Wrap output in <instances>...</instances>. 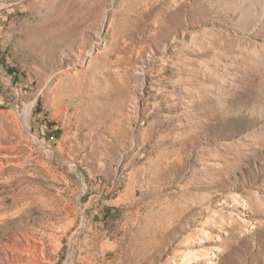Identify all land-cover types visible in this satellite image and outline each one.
Wrapping results in <instances>:
<instances>
[{"label":"rangeland","instance_id":"obj_1","mask_svg":"<svg viewBox=\"0 0 264 264\" xmlns=\"http://www.w3.org/2000/svg\"><path fill=\"white\" fill-rule=\"evenodd\" d=\"M0 264H264V0H0Z\"/></svg>","mask_w":264,"mask_h":264}]
</instances>
